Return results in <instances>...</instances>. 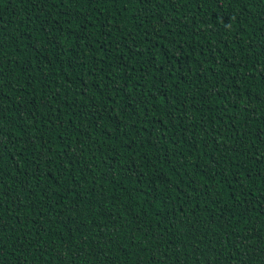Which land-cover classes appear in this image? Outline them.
Listing matches in <instances>:
<instances>
[{
	"label": "trees",
	"instance_id": "1",
	"mask_svg": "<svg viewBox=\"0 0 264 264\" xmlns=\"http://www.w3.org/2000/svg\"><path fill=\"white\" fill-rule=\"evenodd\" d=\"M0 264H264V0H3Z\"/></svg>",
	"mask_w": 264,
	"mask_h": 264
},
{
	"label": "snow or ice",
	"instance_id": "2",
	"mask_svg": "<svg viewBox=\"0 0 264 264\" xmlns=\"http://www.w3.org/2000/svg\"><path fill=\"white\" fill-rule=\"evenodd\" d=\"M3 2V0H0V3H2Z\"/></svg>",
	"mask_w": 264,
	"mask_h": 264
}]
</instances>
